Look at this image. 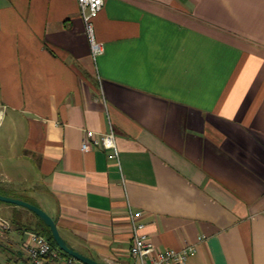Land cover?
<instances>
[{
	"label": "crops",
	"instance_id": "0c3cea01",
	"mask_svg": "<svg viewBox=\"0 0 264 264\" xmlns=\"http://www.w3.org/2000/svg\"><path fill=\"white\" fill-rule=\"evenodd\" d=\"M95 35L77 0H0V194L99 264H134L129 211L181 264H264V0H105ZM0 218L26 262L36 215Z\"/></svg>",
	"mask_w": 264,
	"mask_h": 264
},
{
	"label": "built area",
	"instance_id": "2783aa9c",
	"mask_svg": "<svg viewBox=\"0 0 264 264\" xmlns=\"http://www.w3.org/2000/svg\"><path fill=\"white\" fill-rule=\"evenodd\" d=\"M77 2L90 52L92 57L96 58L104 51V45L96 39L95 20L103 10L105 0H77ZM90 143L110 151V159H118V150L113 132L96 137L93 131L87 130L82 143V151H87ZM140 217L141 212L129 211V225L132 231L129 254L133 258L134 264H181L186 262L189 255L194 251L193 247L186 246L180 250H158L149 236L141 233L144 225L140 223ZM0 229L2 231L10 230V223L0 218ZM23 250L26 262L21 264H83L66 255L58 247H53L45 237L35 232L27 233L23 242Z\"/></svg>",
	"mask_w": 264,
	"mask_h": 264
},
{
	"label": "water",
	"instance_id": "95a60500",
	"mask_svg": "<svg viewBox=\"0 0 264 264\" xmlns=\"http://www.w3.org/2000/svg\"><path fill=\"white\" fill-rule=\"evenodd\" d=\"M0 202L6 203V204L16 205L19 207H23V208L29 210L30 212H32L34 215H36L39 218V220H41L43 222V224L50 229L52 238L55 242V245L62 252H64L66 255L75 258L76 260H78L79 262H81L83 264H99L95 260H93V259L79 253L78 251H75L74 249H72L66 243V241L62 238V236L60 235L59 230L57 228V225H56L55 221L52 219V217H50L41 208H39L33 204H30L26 201L7 197V196H4L2 194H0Z\"/></svg>",
	"mask_w": 264,
	"mask_h": 264
},
{
	"label": "trees",
	"instance_id": "16d2710c",
	"mask_svg": "<svg viewBox=\"0 0 264 264\" xmlns=\"http://www.w3.org/2000/svg\"><path fill=\"white\" fill-rule=\"evenodd\" d=\"M0 204H5V203L0 202ZM6 205H9V204H6ZM36 219L37 220L35 222L28 223V225H26L28 226L27 228L31 230L32 232H35L38 235L45 237L53 247H57L52 238L50 229L47 226H45L43 222L39 220L37 216H36Z\"/></svg>",
	"mask_w": 264,
	"mask_h": 264
}]
</instances>
